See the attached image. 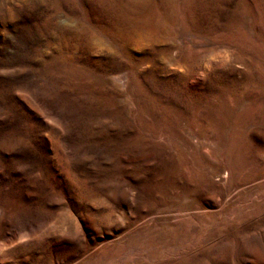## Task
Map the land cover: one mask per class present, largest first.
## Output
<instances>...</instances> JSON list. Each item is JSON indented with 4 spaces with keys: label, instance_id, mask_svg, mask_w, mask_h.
<instances>
[{
    "label": "rangeland",
    "instance_id": "374dc122",
    "mask_svg": "<svg viewBox=\"0 0 264 264\" xmlns=\"http://www.w3.org/2000/svg\"><path fill=\"white\" fill-rule=\"evenodd\" d=\"M0 264H264V0H0Z\"/></svg>",
    "mask_w": 264,
    "mask_h": 264
}]
</instances>
